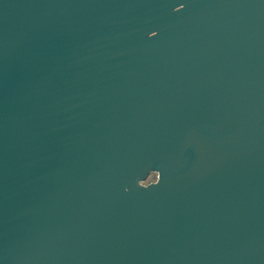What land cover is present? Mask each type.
Masks as SVG:
<instances>
[{"label": "water", "instance_id": "water-1", "mask_svg": "<svg viewBox=\"0 0 264 264\" xmlns=\"http://www.w3.org/2000/svg\"><path fill=\"white\" fill-rule=\"evenodd\" d=\"M0 264H264V0H0Z\"/></svg>", "mask_w": 264, "mask_h": 264}, {"label": "rangeland", "instance_id": "rangeland-1", "mask_svg": "<svg viewBox=\"0 0 264 264\" xmlns=\"http://www.w3.org/2000/svg\"><path fill=\"white\" fill-rule=\"evenodd\" d=\"M157 179H158L157 174H153V175H151V176L149 177V179L146 181L145 184L147 185V184H150V183H154V182L157 181Z\"/></svg>", "mask_w": 264, "mask_h": 264}]
</instances>
